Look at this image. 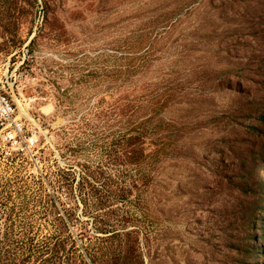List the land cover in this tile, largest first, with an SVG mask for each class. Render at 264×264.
<instances>
[{"label":"rangeland","instance_id":"374dc122","mask_svg":"<svg viewBox=\"0 0 264 264\" xmlns=\"http://www.w3.org/2000/svg\"><path fill=\"white\" fill-rule=\"evenodd\" d=\"M0 67V264H264V0H0Z\"/></svg>","mask_w":264,"mask_h":264},{"label":"built area","instance_id":"2783aa9c","mask_svg":"<svg viewBox=\"0 0 264 264\" xmlns=\"http://www.w3.org/2000/svg\"><path fill=\"white\" fill-rule=\"evenodd\" d=\"M18 102L13 97L9 78L2 75L0 67V130L11 149L28 151L39 146L40 125L21 115Z\"/></svg>","mask_w":264,"mask_h":264},{"label":"bare ground","instance_id":"6f19581e","mask_svg":"<svg viewBox=\"0 0 264 264\" xmlns=\"http://www.w3.org/2000/svg\"><path fill=\"white\" fill-rule=\"evenodd\" d=\"M20 110L23 116H26L29 120L34 121V119L32 118V116L28 115V113H26V110H24L23 106L20 105ZM37 123V122H36Z\"/></svg>","mask_w":264,"mask_h":264}]
</instances>
